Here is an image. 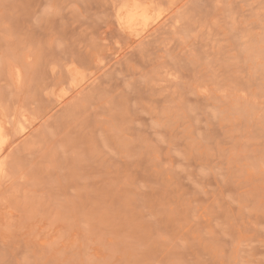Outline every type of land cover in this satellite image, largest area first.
Segmentation results:
<instances>
[{
	"label": "rangeland",
	"instance_id": "obj_1",
	"mask_svg": "<svg viewBox=\"0 0 264 264\" xmlns=\"http://www.w3.org/2000/svg\"><path fill=\"white\" fill-rule=\"evenodd\" d=\"M0 60V264H264V0H0Z\"/></svg>",
	"mask_w": 264,
	"mask_h": 264
},
{
	"label": "bare ground",
	"instance_id": "obj_2",
	"mask_svg": "<svg viewBox=\"0 0 264 264\" xmlns=\"http://www.w3.org/2000/svg\"><path fill=\"white\" fill-rule=\"evenodd\" d=\"M19 55H20V57L22 58L23 54H22V56H21V53H20V54L17 53V56H19ZM20 57H17V59L20 58ZM10 59H11V58H10ZM17 59H15L16 61H14V64H15V62H16V64L18 63V64L20 65V64L23 62V58H22V61H21L20 59H18V60H17ZM0 61H2V60H0ZM17 61H19V62H17ZM2 62H3V61H2ZM2 62H1V65H2ZM4 63H5V62H4ZM4 63H3V64H4ZM14 64H13V65H14ZM18 64H17V65H18ZM23 66H25V65H23ZM1 67H2V66H1ZM4 68H5V65H4ZM21 69H22V70H25L23 67H22ZM18 72H19V71H18ZM22 72H23V71H22ZM22 79H23V78H22ZM21 82H22V80H20V83H19V84H21ZM2 174H3V172H2ZM66 222H67V221H66Z\"/></svg>",
	"mask_w": 264,
	"mask_h": 264
}]
</instances>
